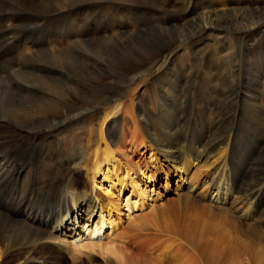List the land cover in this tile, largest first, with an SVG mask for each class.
Instances as JSON below:
<instances>
[{
  "label": "bare ground",
  "instance_id": "bare-ground-1",
  "mask_svg": "<svg viewBox=\"0 0 264 264\" xmlns=\"http://www.w3.org/2000/svg\"><path fill=\"white\" fill-rule=\"evenodd\" d=\"M102 10L107 13L101 18ZM164 12H181L182 20L145 28L146 14L159 22L166 17ZM230 30L237 32V53L230 46L209 54L201 47L203 42L193 40L202 35L209 46L211 37L218 42ZM263 30L264 0L0 1V264H31L35 249L50 243L73 255L77 250L99 249L114 262L126 258L116 242L121 238L115 234L119 223L111 213L119 207L113 200L97 197L96 188L101 177L111 197L117 186L118 197L128 185L141 188L131 176L145 177L143 172L139 175L135 166L128 165L120 174L116 155L129 159L124 149L138 150L143 145L133 141L138 127L127 118L134 119L129 105H136L132 98L138 93L134 97L131 86L143 77H149L153 86L147 90L148 99L141 95L137 107L142 133L173 162L174 170L187 175L184 194L191 199L185 204L187 216L193 212V221H200L191 227L187 222L189 230L181 234L184 243L194 245L200 261L210 238L242 248L244 237L239 236L244 234L248 246L263 247L264 144L256 142L259 134L264 138V68L257 67L264 59V40H258ZM90 32L102 35L90 38ZM54 33L60 38H53ZM190 39L198 44L192 52L193 66L182 58L175 66V50ZM119 58L124 60L120 65ZM109 63L119 69L107 70ZM244 63L246 74L241 80ZM124 98L131 100L128 106ZM189 103L191 109L203 112L212 132L195 144L187 139L182 141L188 145L178 144L172 141L174 129L170 131L169 126ZM88 116L93 121L85 133L77 135L80 141H73L69 150L63 148L58 135L70 127L81 129ZM237 125L240 134L235 131ZM127 131L133 140L124 143ZM249 140L263 151L252 165L249 155L245 160L243 146ZM240 159L241 169L249 165L253 175L248 173L252 177L241 182L240 174L238 179L233 177ZM199 170L205 174L200 185L195 180ZM57 192L54 203L44 202H51ZM139 194L134 201L127 197L124 206L131 229L139 219L134 214L147 202L145 192ZM198 200L202 205H197ZM211 260L220 262L214 256Z\"/></svg>",
  "mask_w": 264,
  "mask_h": 264
},
{
  "label": "rangeland",
  "instance_id": "rangeland-1",
  "mask_svg": "<svg viewBox=\"0 0 264 264\" xmlns=\"http://www.w3.org/2000/svg\"><path fill=\"white\" fill-rule=\"evenodd\" d=\"M0 1H2V0H0ZM209 1L214 2V1H219V0H209ZM96 10L99 11L98 9H96ZM102 12H101V14H102L101 18L103 17L104 13L105 14L107 13V11L102 10ZM181 12H178L175 14L174 13L169 14L168 12H164V14H166L164 16H166V17L161 19V21L159 20L160 23L157 21V19H155V16H153L152 14H149V15L146 14L145 17L146 16H148V17L145 18L144 23H145V25H147V26H145V28L152 26L153 24L154 25H156V24L161 25V23H162L161 26L174 25V24H176L174 21L180 22L182 20L181 15L183 13H181ZM143 13H144V11H143ZM173 16H174V18H173ZM147 18L149 20L150 19L151 20L149 21V20H147ZM166 18H167V20H165ZM170 19H173L174 21L170 22ZM151 21H152V23L150 24ZM143 26H140V27L142 29H144ZM230 31L232 32L231 34L222 35L218 42L216 41V39L214 37H211L210 38L211 43L209 44V46H207L208 43H206L207 39L206 40L203 39L201 37L202 35L194 36L193 40L198 39L197 43L198 44L200 43L199 45H201V43L203 42L201 47L204 48V50L209 54L218 52V51L223 50V49L228 50L230 46L234 47V51H236V53H237L238 47L240 45L237 37L234 35V33H237V32L232 31V30H230ZM90 33H91V36L89 34L90 38L97 36L96 34H94V32H90ZM56 34L54 33L53 38H60L59 34H57L58 36ZM260 34H261V36L258 40L259 41L261 39L264 40V32H262ZM99 35L101 37L102 34H99ZM250 39L254 40L255 38H254V36H251ZM191 41H192V39H190L187 44L185 43L179 49L175 50V52H177V55H178V58H177L178 61L176 60L174 63L175 66L180 65L182 63L181 62L182 59H186V63L189 62V64H191L193 66L192 59L194 58V55L192 52H193L194 47L198 44L195 43V41H193V42H191ZM230 43H232V45ZM247 44L252 45L253 42L248 41ZM251 45H250V47H254L253 45L252 46ZM152 48H154V47L153 46L147 47V49H152ZM127 53H129V52H127ZM165 53L161 54L160 57H163L165 55ZM117 61H118V65H120L122 63V61H124V60L119 58ZM260 63L261 64L260 65L258 64L257 67L264 68V59L263 58L261 59ZM118 65L116 66L115 64L109 63V65L107 64V70H109L111 72H115L119 69ZM172 65L173 64H171V67L174 66V65L173 66ZM242 65L244 67V71L243 70L241 71L242 72L241 80L244 79L243 77H245V74H246L245 70L247 68L245 63ZM179 68L180 67H178V69ZM188 69L192 70V67L189 66ZM189 78H190V76L188 75L187 79H189ZM149 79H150L149 77H143V78L138 79V81H136L132 84V86H131L132 91L134 92L133 89H135L134 94L132 92L133 96L135 97V94L138 92L136 94L137 97L132 98V101L135 100L134 104H136V105H133V102L131 103V100H129L128 98H124V99H126V100H124V103L126 106H128L130 103L132 104L129 106L133 107V109L131 107L130 108L133 110V112H134L133 116H134V119H136V120L130 118V116H127V118L134 121V124L136 122V125L139 129V130L137 129V131H136L137 132L136 134L138 136L137 135L133 136V138L135 140L132 139L131 132L127 131L125 136H124V143H127V141H130L132 139L137 145H140V144H143V145L141 147H139L138 150L136 149L137 152H134L135 149L134 148L130 149L129 146L126 148L127 150L123 148L125 150V152L130 155L129 159L125 158L119 154L116 155L117 160L120 162V169L122 170V172H121V170L119 171V173L121 172L120 174L124 173L125 166H128V165L135 166V168H137L138 174L140 173L139 171L143 172L145 177L140 175L141 173L139 174L140 175L139 178L136 176V174L131 176L134 179L136 178L134 181L138 185V187L141 186V188L139 187L138 189H134V188L132 189L131 186L128 185L129 187L127 186L126 191H124L121 194V196L118 197L117 191L119 190L120 187L117 186L118 189L112 190L113 191L112 194L114 197L113 198V197H111L112 196L111 194L110 195L108 194V190H107L108 185H107V183H105L103 181L104 178L102 179V177L99 178L98 187L96 188L97 197H99V198L101 197L100 199L104 198L103 200H105V199H108L110 201L113 200V202H115V204L120 208V209L118 208L119 211L118 210L117 211L111 210V213H113V220H115L116 222L119 223L118 232L115 233L116 236L118 237V235H119V237L121 236V238H122V236L124 234L123 239H125V242H122L121 238H120L119 242L118 241H116V242L118 245H121L124 248L126 258L125 259L123 258L118 262H116V261L114 262V258L105 256L104 254H102V252L99 249H96L95 251L83 250L82 253L77 250L76 251L77 253H74V255H73L72 252L66 253L67 250L59 249L55 244L50 243V245H48V246H41V247H37L35 249L36 252H35V255H33L35 260H33L31 262V264H173V263L175 264V262L178 264H214L211 260V258L213 256L215 257L216 260H218V262L220 260L219 264H264V253H263L264 245H263V247H262V245L260 246L259 243L256 242V240L258 238L254 237V236L253 237L255 238L254 239L255 242L257 243V245H259L261 247V249L259 246H257L259 248H258V250H256V244H255L254 249L250 245L248 246V244H250V242L248 241V238L246 239V236L244 234H241V236H239L240 240H241V237L242 238L244 237V239H242L243 241L241 240V242H242L241 247L242 248L238 247L239 249L235 248V246H232V245L230 246L229 241L223 242L222 240H220L217 242V241H215L214 238H210V243L207 242L208 248H207L206 252H204V253L200 252L201 261L199 259L198 254L196 253L197 250L195 249L194 245L184 243L185 240L181 238V234L183 232L188 231L189 227H191L196 222H200V221L199 220L193 221L194 214H195L193 212H190L187 216V213L189 212V210H187L188 208L185 207V204L191 201V199L189 201V198H187L186 195L184 194L185 193L184 191L186 190V185L188 183V182H185L187 175L182 174L181 171L174 170V168L172 166L173 162L170 159H167L164 156H162L163 154L160 153L159 149H157V146L155 144H153L152 142H150L149 139L143 135L144 133H142L143 131L141 129H143V126L141 125L142 123L140 122V119L138 117V109L139 108H137V107L139 106V102H140L139 99L143 93L144 94L142 95V97L148 99L149 88H152V86H153L152 80L150 81ZM142 81H143V84H142ZM135 83L137 85H135ZM182 83H184V81H182ZM196 88H198L197 89L198 91H201V90H199L200 87L197 86ZM143 89H145V90H143ZM160 89L161 88H159V90ZM202 91L203 92H200L201 94H205L204 96L209 97L208 93H206L204 90H202ZM196 103L198 104V102H196ZM186 106H187L186 108H183L181 110L182 112L180 111L181 114H180V112L176 113L177 117L175 116V118L172 120V122L170 123V126L172 128L169 126V129H170V131H171V129L172 130L174 129L172 131L173 137H171L173 142H177V143L181 142V143H186V145H188L187 142H185V141L188 140V143L193 142V144H195L197 142V140L203 139V137L211 134L212 131L210 129L212 126H208V120L203 116L202 111H200L197 108L191 109L190 103L187 104ZM125 107H124V109H125ZM241 108H242V105H241ZM190 109H191V111H190ZM192 110H193V112H192ZM197 111H199V112H197ZM130 112H132V111H130ZM121 114H122L121 117H123L122 112H121ZM187 114L189 117L187 116ZM191 117L192 118L194 117V118L192 119ZM197 118L199 120H197ZM92 121H93V118L91 116H88L83 121V123H81L79 125L81 127V129L79 128L78 130L74 131V129L72 127H70L71 129L67 128L64 131V133L63 132L60 133V135H58V136H59L60 142L62 143L63 148L69 150L73 147V144H72L73 141H77V142L80 141L79 138L77 137V135L80 136L81 134L85 133ZM98 121L100 122V120H98ZM205 121H207V122H205ZM202 122H204V123H202ZM175 123H178L180 125L175 124ZM130 124H131L130 127L133 126L132 123H130ZM173 124H174V126H173ZM182 124H183V126H182ZM176 126H177V128H176ZM239 127L241 128V126L237 125L235 128L236 129L235 131H238L240 129ZM237 128H239V129H237ZM123 129H124V126L122 127V130ZM178 129H180V130H178ZM238 133L240 134V131H238ZM260 135L261 134H259V136H258V137H260V140L256 139V142L260 141L258 143L264 144V138L262 137V135L261 136ZM145 137H146V139H145ZM192 138H194V139L192 140ZM237 138H240V137L238 136ZM182 140H185V141H182ZM147 141H149V142H147ZM250 142L254 146H252L251 144H248ZM243 146H244V149L246 151L245 152V157H246L245 160L248 161L249 159H247V158L249 157V158H251L249 161L250 163L252 162L251 165L254 162L256 163V161H258V160L255 159V161H254V158L256 156L257 157L260 156V154H262V152H263L262 150L258 151V144L255 145V143H253L252 140H249V142L248 141L244 142ZM103 147H104V144H103ZM255 149L257 151H255ZM250 152H252L253 155ZM250 155L253 157H250ZM263 160H264V158L261 159V161H263ZM263 164H261V168L264 170ZM239 168H240V170H239ZM248 169H249V165L246 166L245 168L241 169V159H240V165L234 170L235 173L233 174V177L240 174L239 179H238V176H236L237 177L236 179H238L240 182H241V180H249L253 175H252V171L249 172ZM199 171H201V172L197 171L196 172L197 176L195 177V180L197 181V182L196 181L195 182L198 185H200L202 183L203 179L205 178V176H204L205 174L203 172L204 170H199ZM202 173H203V175H202ZM248 173H250L252 176ZM201 175H202V177H200ZM248 175H249V177H247ZM261 176L264 177V173ZM112 177H113V175H112ZM198 178L199 179L201 178V180H199ZM112 191L110 190V192H112ZM60 192H57L53 195L51 202H50V199H48L44 202L54 203V201H56V199H58ZM105 192H107V193H105ZM141 192H145V195L147 197V202H146L145 208L143 210L134 214L135 218H139L140 220L136 219V221H135L136 223L133 224V229H131L128 226L130 223V221L128 220L129 219L128 218L129 211H128V208H125L124 206L127 203L126 202L127 197L129 198L130 201H134V200L139 198L138 196H140L139 193H141ZM55 197H56V199H55ZM105 197H107V198H105ZM114 200H116V201H114ZM202 203L203 202L199 201V202H197V205H202ZM208 203H210V202H208ZM107 204H108V202L106 203V205ZM107 208H106V206H104V209L107 210ZM158 212H159V214H158ZM231 213H232V211H231ZM141 214H142V216H141ZM184 214H186V215H184ZM226 215L228 216V214H225V216ZM240 215H238V216H240ZM235 216L238 217L237 215H235ZM217 217L219 218V216H217ZM190 218H191V220H190ZM188 221L191 223V225H190V223L189 224L187 223ZM93 228H94V226H93ZM239 230L241 231V233H244L242 231V229H239ZM108 232H110V231H108ZM86 233L89 234L88 232H86ZM247 235H249V234H247ZM245 239H246L247 243H245L246 244L245 250H243V248H244L243 242H245L244 241ZM257 241L259 242V239ZM105 242H106V239H105ZM232 249H233V251L234 250L235 251L233 252ZM253 251L255 252V254H257L256 258H255V256L252 257V255H251V252H253ZM78 252H80L81 254L80 253L78 254ZM261 252L263 254H261ZM83 254H84V256H83ZM255 259H257V260L259 259V260L256 261Z\"/></svg>",
  "mask_w": 264,
  "mask_h": 264
}]
</instances>
